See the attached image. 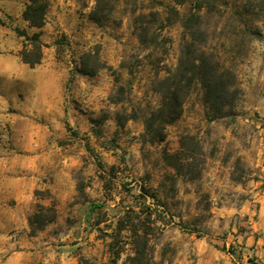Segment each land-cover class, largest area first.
Segmentation results:
<instances>
[{
    "label": "rangeland",
    "instance_id": "374dc122",
    "mask_svg": "<svg viewBox=\"0 0 264 264\" xmlns=\"http://www.w3.org/2000/svg\"><path fill=\"white\" fill-rule=\"evenodd\" d=\"M47 2L37 28L23 17L28 0H0V221L35 240L29 264H112L109 243L129 208L149 233L150 264H264V0H106L101 22L90 16L96 0ZM193 11L207 50L235 70L238 100L210 120L194 86L165 139L144 141L157 83L185 44L181 18ZM20 31L40 32L41 63L22 60ZM90 50L110 66L82 72ZM183 135L195 156L179 172L166 153ZM50 206L54 220L31 224ZM117 237L121 264L134 244L126 230Z\"/></svg>",
    "mask_w": 264,
    "mask_h": 264
},
{
    "label": "trees",
    "instance_id": "16d2710c",
    "mask_svg": "<svg viewBox=\"0 0 264 264\" xmlns=\"http://www.w3.org/2000/svg\"><path fill=\"white\" fill-rule=\"evenodd\" d=\"M105 1L96 0L95 7L91 10L90 16L97 22H101L107 16L105 12ZM103 2V3H102ZM203 6L202 4L199 7ZM48 2L47 0H28L23 11V17L30 26L41 28L46 20ZM179 13L175 7L172 9ZM154 20L159 19L158 11H151ZM146 13L139 16L140 39L145 42V36L149 30L146 25ZM187 37L182 49V53L174 68H167V73L157 85L161 99L159 106L145 118V131L142 133L144 141H162L166 137V128L174 123L183 113L184 104L194 86H199L202 95L201 100L205 107L207 119L214 120L223 117L226 112L231 111L237 102L240 89L237 85V75L230 66L221 64L215 54L206 48V31L202 29V15L197 11L190 12L181 18ZM256 33L258 31H255ZM25 36L24 46L20 51L21 58L30 66L41 63L43 58V48L45 43L40 38V32L32 35L25 31H20ZM80 70L86 74H97L101 69L109 67L108 63L100 58L99 51H86L80 57ZM189 135L181 137V147L175 153H166L167 159H175L170 163L179 171L184 172L185 165L191 166L194 159V151L186 148L184 139ZM188 149V150H187ZM193 172V177H198L201 171ZM238 178V177H235ZM92 208L99 205H92ZM45 209L44 207H42ZM43 209L37 212L31 219V224L38 223L39 226L54 220L56 211L53 206L46 207L51 215H45ZM139 216L134 208H129L125 212V217H120L116 229V236H113L109 243L112 264H118L117 258L120 257L123 248H116L117 236L124 230L128 231L134 244V253L128 255L121 264H150L149 260V236L146 230H142V225L133 219Z\"/></svg>",
    "mask_w": 264,
    "mask_h": 264
},
{
    "label": "crops",
    "instance_id": "0c3cea01",
    "mask_svg": "<svg viewBox=\"0 0 264 264\" xmlns=\"http://www.w3.org/2000/svg\"><path fill=\"white\" fill-rule=\"evenodd\" d=\"M259 84L261 85V93L259 94L256 107L263 111L264 114V68L259 77ZM19 232L17 231L16 234ZM12 236L7 223L0 221V264H29V259L34 254L33 250L36 248L35 240L33 238L29 240L22 234ZM199 262L200 264H204V261ZM205 262H207L206 264H214L215 260L207 259Z\"/></svg>",
    "mask_w": 264,
    "mask_h": 264
}]
</instances>
